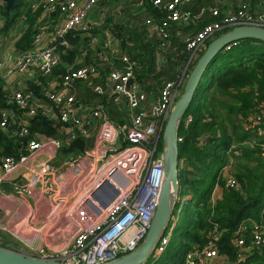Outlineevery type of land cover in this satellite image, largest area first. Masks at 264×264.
<instances>
[{
    "label": "built area",
    "instance_id": "1",
    "mask_svg": "<svg viewBox=\"0 0 264 264\" xmlns=\"http://www.w3.org/2000/svg\"><path fill=\"white\" fill-rule=\"evenodd\" d=\"M100 1L31 0L29 6L32 9L41 5L47 13L57 10L60 18L51 25L40 24L32 47L19 51L11 63L7 64L6 59L0 57V76L4 80L18 74L13 85L5 86L7 104L0 107V128L10 137L19 135L23 138L17 155L7 154L0 158V187L3 188H0V207L7 213L5 223L0 228H8L15 235L25 233L20 224L29 223L28 218H34V210L30 209L27 198L33 199V205L38 194L37 187L45 189L50 197L53 195L52 199L60 212L58 215L52 213L55 221L51 229L55 233L51 238L56 243L44 244L35 249V253L57 258L62 264L104 263L134 249L141 242L151 224L164 179L163 149H157L158 142L168 113L181 94L180 85L183 84L186 67L193 62L203 42L223 26L250 24L264 27V0H255L254 10L243 4L237 13L227 15L222 22L209 23L186 35V47L190 52L186 67L175 80L164 82L156 97L149 98L135 80L133 63L126 54L120 55L122 66L111 69L104 76L97 65L88 63L79 66L72 63L64 73L54 74L53 69L59 62L57 45L67 44L64 35L71 28L86 29L89 21H92H87L89 11L97 7ZM129 1L121 0L123 3ZM151 2L167 10L166 18L160 22H154L151 18L144 21L162 38L168 35L171 22H194L204 10L191 13L184 7L189 0ZM209 10L213 14L218 13L216 7ZM56 36H60L61 40L49 45ZM104 36L108 47L120 53L113 47L115 37L109 29H105ZM39 75L47 78V83L41 86L46 98L35 94L25 85L28 80L40 83ZM130 78L133 80L126 87ZM77 79L87 81L96 97L86 103L78 100L75 94ZM109 99L116 104L125 103L128 111L125 119L123 115V121L109 115L105 102ZM37 111L59 124L62 138L47 137L30 130V119ZM261 111L260 114L253 109L246 118L247 126L258 134L264 133V109ZM191 118L188 114L184 118L185 123L190 122ZM76 137L84 139V149L76 154L69 151L63 157L61 147ZM85 137L91 140L89 147H86ZM236 152L233 149V153ZM56 160L59 161L55 165ZM231 162L219 170L211 191V202L217 196L219 176L225 185L239 187L230 175ZM61 167L66 169L60 171ZM83 167H86L83 180L72 181L70 173H78ZM189 197L190 194L181 195L178 192L168 224L154 248L156 257L166 249ZM13 200H17L18 205L8 209L5 203L9 207ZM23 207L29 212L21 219L19 212ZM62 216L66 218L64 230L56 226V219ZM28 225L25 224L24 228L29 229ZM245 226L240 224L237 231L243 232ZM64 232L69 234L60 235ZM207 234L208 239L202 246L192 244L184 253L182 264H237L236 260L230 261L226 255L219 253L217 241L221 230L215 222ZM263 242L264 223L256 221L252 222L248 240L241 233L234 241L239 256Z\"/></svg>",
    "mask_w": 264,
    "mask_h": 264
},
{
    "label": "trees",
    "instance_id": "2",
    "mask_svg": "<svg viewBox=\"0 0 264 264\" xmlns=\"http://www.w3.org/2000/svg\"><path fill=\"white\" fill-rule=\"evenodd\" d=\"M30 1L13 0L8 13L4 3L0 7L4 18L3 28L13 25L18 18L22 20L21 30L14 41L20 51L32 47L33 37L40 24L51 25L60 18L57 10L47 13L41 5L32 9ZM243 4L252 10L256 7L255 0H189L184 7L191 13H198L204 8L200 18L189 23L171 22L168 35L162 38L144 22L146 18L154 22L166 18L167 10L162 5H154L151 0L124 3L121 0H101L98 7H102L105 14L111 9L115 15L107 14L100 24L89 21L86 29L75 27L68 30L64 35L67 44H58L56 47L59 62L53 72L62 74L72 63L75 66L88 63L97 65L104 76L111 69L120 68V55L126 54L133 63L135 80L149 98L156 97L164 82L175 80L186 67L190 52L186 47L185 36L209 23L222 22L227 15L237 13ZM211 7H216L218 13L213 14L209 10ZM138 12L144 15L138 16ZM117 15L121 17L117 18ZM232 27L223 26L206 39L201 47ZM105 29L114 35L113 47L120 53L108 47ZM199 49L193 62L186 67L183 84L180 85L182 90L192 65L205 48ZM76 59L80 62L76 63ZM164 60L167 62L162 63ZM38 80L40 83L26 81V88L46 98L41 86L47 83V78L39 75ZM211 87L213 90L210 91ZM75 91L77 99L85 103L96 97L83 79L75 81ZM6 94L5 80L0 76V107L7 104ZM105 102L109 115L123 121V111L127 108L125 103H120L124 105H119L118 109L112 99ZM12 107L15 108V104ZM253 109L260 114L264 109V40L244 37L221 49L208 64L178 125L177 135L181 137L178 139L179 193L190 194L185 204L192 208V223L184 232L177 224L167 248L155 258L151 255L143 264H182L184 253L192 244L199 247L206 242L207 231L213 222L221 230L217 241L219 253L226 255L230 261L236 260L237 264H264V242L243 256H239L234 243L241 233L248 240L253 221L264 223V133L258 134L247 126V115ZM188 114L192 118L186 124L184 118ZM262 121L264 127V119ZM29 128L47 137H63L59 124L53 123L41 111L31 117ZM22 142L23 138L19 135L10 137L8 132L0 128V158L7 154L17 155ZM73 149L64 144L60 151L67 153ZM157 149H163L162 138ZM233 149L237 152L233 153ZM230 160V175L239 187L225 185L219 176L217 196L211 202V191L218 172ZM240 224L246 225L243 232L237 231ZM172 237L175 244H171ZM4 242L0 238V245L14 248Z\"/></svg>",
    "mask_w": 264,
    "mask_h": 264
},
{
    "label": "water",
    "instance_id": "3",
    "mask_svg": "<svg viewBox=\"0 0 264 264\" xmlns=\"http://www.w3.org/2000/svg\"><path fill=\"white\" fill-rule=\"evenodd\" d=\"M6 12H9L13 0H2ZM244 37H254L264 40V27L258 25H236L231 29L216 35L206 45L202 54L192 65L181 94L174 101L162 129L164 179L160 189L159 200L153 214L151 224L141 242L132 250L100 264H143L153 254L154 248L168 224L174 202L179 192L178 180V125L188 109L204 71L215 55L232 41ZM61 40L60 36L49 45ZM133 79L126 84L129 86ZM69 147L82 151L85 141L76 137L70 141ZM0 264H62L53 257H42L0 245Z\"/></svg>",
    "mask_w": 264,
    "mask_h": 264
},
{
    "label": "crops",
    "instance_id": "4",
    "mask_svg": "<svg viewBox=\"0 0 264 264\" xmlns=\"http://www.w3.org/2000/svg\"><path fill=\"white\" fill-rule=\"evenodd\" d=\"M45 11V10H44ZM91 16V15H90ZM22 27V26H21ZM21 28L19 27L17 30V34H15L14 38H10L8 40L11 41H6L7 38L2 37L3 39H5L4 42V49L3 47H1L0 49V57H3L4 60L8 63H10L11 61H13L16 56L19 53V49H17L15 47V39L18 36L19 32H20ZM7 33H4V35ZM3 35L0 33V36ZM45 36H43L44 38ZM1 39V37H0ZM46 42V38L43 39V43ZM1 43V42H0ZM18 77V74H13L11 75L7 80H5V86L11 84L13 85L16 81ZM117 120V119H116ZM78 150V149H76ZM72 151V150H71ZM66 156V153H63V157ZM68 156V155H67ZM86 167H83L79 172L81 173H70V179L72 181L78 180L79 182L83 180V176H84V171H85ZM220 191V188H219ZM32 199V198H31ZM33 200V199H32ZM31 204V203H30ZM14 208V206H12V209ZM24 208L20 209L19 212V217L22 219L24 217H26L28 215L29 211H25L23 213ZM47 210H43V212H32L34 214V218L30 219L28 218L29 223H25L26 225L30 224V226L28 225L29 229L25 230L24 228V223L20 224V228L22 231H24L25 233H20V235H15L13 234L10 230H8V228H1V233L3 235L2 239L8 240L10 242H12L16 248L28 252V250H35L38 247H42L44 244H49L51 242H55L53 241V239L51 238V235L55 233V231L52 228L53 226V221L54 217L52 212L47 213ZM0 215L3 217V219L6 218V211L2 210L0 207ZM6 213V214H5ZM57 223L56 226L61 228V229H65V222H66V218L64 216H62L59 219H56ZM68 227V226H67ZM32 229V230H31ZM43 232H45V235L43 236ZM69 233H61L60 235H66ZM21 236H23L25 239H23ZM61 241H63V237L60 238Z\"/></svg>",
    "mask_w": 264,
    "mask_h": 264
},
{
    "label": "rangeland",
    "instance_id": "5",
    "mask_svg": "<svg viewBox=\"0 0 264 264\" xmlns=\"http://www.w3.org/2000/svg\"><path fill=\"white\" fill-rule=\"evenodd\" d=\"M2 3H4L2 0H0V7L2 6ZM103 8L102 7H100V10H99V8H98V6L97 7H94V9H90V15L91 16H89L88 17V19H87V21H89V19H91L93 22H97V23H102L103 21H104V19L107 17V14H110V15H115V11H113V10H111V9H109L106 13L107 14H105V12H103V11H101ZM139 9H140V7H139ZM136 12V11H135ZM137 15L138 16H143L144 14H143V12H138L137 13ZM119 17H121L120 15H117V18H119ZM0 21H2V23L0 24V33L1 34H3V35H1L0 37H1V39H0V44H1V47H3V45H4V42H5V39H3L2 37H5V38H7L6 39V41L8 40V39H12V38H14V36H15V34H17V30H18V28L20 27L21 28V25H22V20H21V18H18L15 22H14V24L13 25H11V26H9V27H4L3 28V25H4V18L2 17V15H1V13H0ZM4 33H7V34H5L4 35ZM8 41H11V40H8ZM206 46H202V47H200V49H199V51L200 50H202V49H204ZM3 49H4V47H3ZM116 53V52H115ZM114 53V54H115ZM16 59V58H15ZM14 59V60H15ZM13 60V61H14ZM12 62V61H11ZM10 62V63H11ZM78 62H80V60L78 59H76V63H78ZM167 61L166 60H164L162 63H166ZM74 65V64H73ZM175 65H177V64H175ZM179 67H181V66H179ZM213 87H211L209 90L211 91V89H212ZM180 89H181V87H180ZM213 90V89H212ZM181 92H182V89H181ZM180 92V93H181ZM180 95V94H179ZM110 104H114V103H110ZM115 105V104H114ZM119 105H124V104H120V103H117L116 104V107H118V109H119ZM109 107H112L111 105H109ZM127 111H128V109H124V111H123V115H124V119L126 118V113H127ZM122 115V116H123ZM246 123H247V121H246ZM85 139H86V147H89L90 145H91V140L89 139V138H87V137H85ZM82 151H80V150H76V149H73L72 150V153L73 154H76V153H81ZM62 158H60L59 160H61ZM58 160V161H59ZM58 161H56L54 164L56 165V163L58 162ZM224 165V164H223ZM222 165V166H223ZM66 168L65 167H61L59 170L60 171H64ZM1 189H3L2 188V186L0 187ZM37 189H38V194H37V196H36V199H35V202H34V204L32 205V199L31 198H27V203H28V205L30 204L31 206H30V209L31 210H34L35 212H43V210H47L46 212L47 213H50V212H52V213H54V214H57V213H60L59 212V210L57 209V203L55 202V201H53V199H52V197H53V195L50 197L49 196V192H46L45 191V189H41V188H38L37 187ZM181 193V192H180ZM0 197H1V193H0ZM1 199H2V197H1ZM18 203V201L17 200H13L12 202H10V206L8 207V205L5 203V206L8 208V209H10V208H12V206H14V205H18L17 204ZM68 203H71V202H68ZM24 208V210H23V213L26 211V209L27 208H25V207H23ZM1 213V212H0ZM191 213H192V208L190 207V206H187V204H184V206H183V208H182V211H181V213H180V216H179V219H178V222H177V224H178V226H179V228H180V230L181 231H185L186 230V227H188V226H190L191 225V223H192V216H191ZM58 215V214H57ZM5 222H4V219H3V217L0 215V227H2L1 226V224H4ZM26 230H27V228H25ZM0 231H1V228H0ZM21 233V232H20ZM23 233V232H22ZM43 234V236L45 235V232H43L42 233ZM0 238H3V235H2V233L0 232ZM3 240H5V239H3ZM5 244H8V245H10V246H13L14 244L12 243V242H10V241H8V240H5V242H4ZM176 243V241L174 240V238L172 237L171 238V244H175ZM169 244V243H168ZM168 246V245H167ZM167 248V247H166ZM18 249V248H17ZM36 251L35 250H28V252L27 253H32V254H36L35 253ZM152 257L153 258H155V255H154V253L152 254Z\"/></svg>",
    "mask_w": 264,
    "mask_h": 264
}]
</instances>
